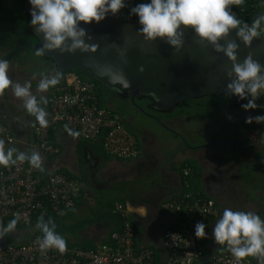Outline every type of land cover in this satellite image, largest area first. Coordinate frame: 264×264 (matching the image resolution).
<instances>
[{"label":"crops","instance_id":"crops-1","mask_svg":"<svg viewBox=\"0 0 264 264\" xmlns=\"http://www.w3.org/2000/svg\"><path fill=\"white\" fill-rule=\"evenodd\" d=\"M3 1L0 0V7ZM27 33L37 36L28 29ZM38 41L37 36L35 43ZM27 43L26 40H20L17 46H25L24 44ZM21 48L22 51L17 54L19 56L15 54L8 60L10 78L13 82L21 84L30 81L33 94L38 99L43 95L48 100L57 85L43 93L37 91V86L42 73L48 76L54 75L57 72L56 68L44 60L35 64L37 55L28 51V48ZM9 50L0 52V59L11 52ZM34 75L35 79H33ZM242 104L246 103L236 104L238 118L244 121L240 123L243 124L242 129L239 126L240 130L233 133L230 139L219 138L222 140L219 143L234 144L231 153L226 151L222 153L220 149H215L214 153L194 152V148L188 146L186 139L172 131V135L165 140L169 145L163 148L162 142L153 135L142 134L140 138L137 131L118 116L138 137L140 153L137 157L123 159L109 153L104 146L103 135L94 139L80 135L74 138L69 135L67 129L74 130L68 125L66 129V124L63 122L56 123L50 134V139L59 146L60 150L49 154L39 146L35 132V117L27 113L23 101L16 98L11 89L0 96V121L9 126L15 137V141L9 147H16L29 154L35 149L43 158V172L63 171L79 181L80 194L76 204L62 213L60 221L63 237L70 244L92 247L102 242L113 243L111 232L116 230L114 227L119 226V223L106 210L110 204H116L117 211L124 210L132 217L136 245L151 246L155 252L161 253L163 259L167 250L164 242L165 233L178 226L180 210L164 208L162 202L184 192L185 187L179 169L181 163L189 160L199 165V175L195 180L206 195L216 199L220 208L219 214L207 222L205 232L208 238L203 239L201 244L205 254L196 262V264H210L221 248V245L215 243L212 231L225 208L234 211H252L264 219V179L254 177V180L261 181L260 190L257 192L245 191L238 180V168L244 159L261 161L257 174L263 175L264 178V124L245 123L246 117L264 115V112L250 109L248 111L251 114L246 115V111L239 108ZM105 105L116 112V107L111 106L110 101L105 102ZM47 107L48 103L46 109ZM241 141L252 145L254 151ZM149 178L151 182L146 186ZM135 180L143 181V184L136 185ZM142 186L147 189H141ZM35 229H37L36 225L31 227L32 231ZM28 236L26 232L20 239ZM252 259L253 264H258L257 259ZM248 262L249 258L246 259V264Z\"/></svg>","mask_w":264,"mask_h":264},{"label":"clouds","instance_id":"clouds-1","mask_svg":"<svg viewBox=\"0 0 264 264\" xmlns=\"http://www.w3.org/2000/svg\"><path fill=\"white\" fill-rule=\"evenodd\" d=\"M31 8V26L36 32L43 34V46L36 49V55H44L47 51L60 50L61 53L95 52L97 45H89L85 38L91 39L80 23H100L111 13L117 15L127 5L125 0H29ZM244 0H150V3H139L130 9V15L137 16L142 26L138 32L145 41L164 40L171 47L179 51L184 43L183 29H192L199 41L213 46L215 52L224 53L231 61L232 68L226 75L230 82L227 84L225 96H238L247 99L241 107L248 111L258 107L256 101L264 90V65L253 58L250 52L243 63L238 62L237 52L239 44L236 39L251 47L254 39L264 35V14L257 16L251 24L241 21L232 6H241ZM235 30L236 39H229ZM225 43L221 44L220 41ZM70 41V43H69ZM9 62L0 59V96L11 89L14 96L23 101L27 113L35 117V122L41 127H47L48 100L41 95L39 99L31 91L32 84L13 82L10 78ZM143 67L140 68L142 72ZM61 72L48 76L41 74L37 91L47 92L49 88L60 83ZM35 79V75L33 76ZM112 85L130 87L129 81L123 73H116L109 77ZM117 90H121L117 88ZM250 97V99H249ZM229 119H232L230 116ZM264 124V115L248 116L245 123ZM34 126V125H33ZM67 129V125H65ZM69 135L79 136L78 132L67 129ZM17 162H28L32 167L44 171L43 158L38 151L31 153L18 150L16 147H6L5 140L0 139V166L10 167ZM19 217L12 219L6 226L0 221V240L16 230ZM36 227L42 232L38 238L40 251L58 250L61 254L67 251L66 239L56 232L55 222L43 216L37 220ZM203 222L195 226L197 239H207ZM212 235L215 243L225 245L227 250L238 262L249 257L264 264V219L252 211H234L225 208L222 217L215 223Z\"/></svg>","mask_w":264,"mask_h":264},{"label":"built area","instance_id":"built-area-1","mask_svg":"<svg viewBox=\"0 0 264 264\" xmlns=\"http://www.w3.org/2000/svg\"><path fill=\"white\" fill-rule=\"evenodd\" d=\"M47 127L35 124L40 148L49 154L59 152L50 139L51 128L63 122L80 136L94 139L103 135L107 151L119 158L131 159L140 153L138 137L130 131L116 112L99 104L95 83L88 78L70 73L48 97ZM0 139L9 147L15 137L9 126L0 121ZM191 169L185 168V186H190ZM80 194L79 181L63 171L41 172L28 162H17L10 167L0 166V221L6 226L19 217V223H30L34 218L50 212L62 214L76 204ZM164 208H177L186 213L176 228L165 233L166 252L163 264H196L201 256L195 226L207 216L220 212L218 202L199 191L186 190L180 197L162 202ZM121 207V205H119ZM9 233L0 240V264H155V250L148 245L137 246L135 228L130 220L120 230H113V243L102 242L84 247L67 242V251L56 249L41 252L38 238L41 232L29 231L25 239H13ZM210 264H238L225 245ZM246 264V259L239 262Z\"/></svg>","mask_w":264,"mask_h":264},{"label":"water","instance_id":"water-1","mask_svg":"<svg viewBox=\"0 0 264 264\" xmlns=\"http://www.w3.org/2000/svg\"><path fill=\"white\" fill-rule=\"evenodd\" d=\"M25 6L30 14L32 6L29 0H25ZM80 27L91 36V39L85 38V42L98 46L95 52L46 50V53L52 55L61 68L80 66L118 93H130L133 101L138 94L153 98L161 107L171 108L184 98L223 93L230 82L226 73L232 68L231 61L224 53L215 52L213 46L200 42L192 29L182 28L184 43L177 51L161 39L145 41L138 34L142 27L139 19L123 14L122 10L115 16L109 13L100 23L81 22ZM34 32L39 41L21 47L39 49L43 46V34L37 33L35 28ZM229 39H236L235 30ZM236 42L239 44L238 62L243 63L251 52L253 58L264 65V35L254 39L251 47H246L238 39ZM21 47L12 50L3 59L7 60ZM141 67L144 69L142 72ZM121 72L130 84L126 89L109 83L111 75Z\"/></svg>","mask_w":264,"mask_h":264},{"label":"rangeland","instance_id":"rangeland-1","mask_svg":"<svg viewBox=\"0 0 264 264\" xmlns=\"http://www.w3.org/2000/svg\"><path fill=\"white\" fill-rule=\"evenodd\" d=\"M26 14L19 0L3 1L0 7V52L7 51V49L12 51L17 47H21L17 46L20 40L28 42L24 45L35 44L37 36L27 33ZM36 49L38 48H28V51L36 56ZM21 51L19 50L17 54ZM17 54L15 56H19ZM36 57L35 64L43 60L47 61L43 55H37ZM261 94H264V90H261ZM110 97L114 98L112 102L110 101V105L116 107L118 116L124 119L128 126L136 130L140 138L142 134L153 135L162 142L163 148L169 145L165 140L172 135V132H175L186 139L188 146L194 147V152L214 153L215 149H220L222 153L224 151L231 153L234 144L219 143V141L230 139L233 133H237L239 126L240 129L243 127V124L240 125V123L244 121L238 118L237 106L229 103L227 100L230 97L221 93L213 96L184 98L169 109L150 106L145 99H139L144 109L142 107L138 108L127 98L114 96L111 92L106 91L104 99L107 103ZM214 104L219 108L215 107ZM239 108L243 109L241 106ZM249 112L246 111V115H250ZM230 116L232 119H229ZM245 139L249 142L248 138L245 137ZM252 161L244 159L241 162L238 168V180H240L245 191L257 192L260 190L261 181L254 180V177L257 179L264 178L263 175L257 174L259 173L258 168L261 161ZM150 182L149 178L145 185L149 186ZM134 183L139 185V183L143 184V181L135 180ZM141 189H147V187L142 186ZM252 258L249 257L248 264H253Z\"/></svg>","mask_w":264,"mask_h":264},{"label":"trees","instance_id":"trees-1","mask_svg":"<svg viewBox=\"0 0 264 264\" xmlns=\"http://www.w3.org/2000/svg\"><path fill=\"white\" fill-rule=\"evenodd\" d=\"M19 2L22 4V6L24 7V9H25V11L27 13L26 16H25V19L27 20L26 26H27L28 31L36 34L34 32V28L31 26L32 17L29 14V12H28V10H27V8L25 6V0H19ZM125 2H126L127 6L124 9H122V13L126 14V15H130V9L132 7L136 6L139 3H150V0H125ZM231 10L233 12L237 13V17L241 21H244V22H247V23L251 24V22L257 16L264 14V0H244V3L241 6H239V7L238 6H232ZM130 16H134V15H130ZM134 17H137V16H134ZM21 49H23V48L18 49L7 60H9L13 55L17 54L19 52V50H21ZM43 57L50 64H52L56 68L57 72H61L62 73V78H61L60 82L65 80L66 76L68 74H70V73L76 74V75H78L80 77H83V78H88V79L93 80L94 83H95V94L98 97L99 104L101 106H103V107L111 108V107L105 105L106 99H104V96H105V92L106 91L111 92V94L114 95V96L127 98L128 100L132 101V104L136 105L138 108H140L139 105H137V102L140 103L139 99H145V100H149V101H153L154 100L151 97L141 96V95L137 94L134 97V101H133L131 96H130V93H127V92L118 93L114 89L109 88L106 85H104L100 80H98L90 72H88L87 70H85L84 68H82L80 66H72L70 68L64 69V68H61L58 65V63L56 62L55 58L52 55H49V54L45 53L43 55ZM221 94H225V92H223ZM205 95L213 96L214 94H205ZM205 95H201V96H205ZM196 97H198V96H196ZM231 97L229 98L228 101L231 100ZM249 99H250V97H249ZM247 102H248L247 99L241 100V99L237 98L236 101L232 102V103L236 105V104L247 103ZM256 103L258 105L264 106V94H262L259 97V99L256 101ZM214 106L219 108V106H217L216 104H214ZM142 109H144V108L142 107ZM254 110H256V111L259 110L260 112H264V107H258V108L254 109ZM51 131H52V128H51ZM173 133L179 135L178 133H175V132H173ZM189 147H192V146H189ZM198 147H200V146H198ZM185 168H190L191 171L193 170V173L189 176L190 182H191L190 186H185V184H183L184 187H185L184 192L186 190H194V191H199L201 195H205L206 196V194L204 193V191L201 188V185L198 183V181L195 180V179L198 178L200 168L197 165H195L192 162H190L189 160H188V162L181 163L179 169H180V173H181V177H182L183 183H184V180H185V174H184V169ZM182 194H183V192H180L176 196L180 197ZM115 205L116 204H110V206L106 210V212L108 214L112 215L113 219L116 222L119 223V226L114 227V229L120 230L123 227L124 222L126 220H130L132 222V217L129 214H127L124 210L123 211H117L115 209ZM185 213H186L185 210H183V209L180 210L179 220H181L183 218ZM61 217H62V214H56L54 212H50L47 216L44 217V219L47 221L49 218H51L56 224V232L63 236V234H62L63 232L60 229L61 228V225H60ZM213 217L214 216H207L206 219L203 221V223L205 225H207V222ZM37 220H38V218L36 217L30 223H19V222H17L16 230L13 233L10 234L11 237L13 239L20 240V237L22 236V234L24 235V233H26V232L28 233L29 231H31V227H34V225L37 224ZM34 231L41 232L38 228L35 229ZM202 243H203V239H198V246H199V248L201 250V256H200L199 259H201L204 256V254H205L204 248L201 245ZM84 247H88V246H84ZM220 249H222V247ZM155 264H163V259L161 258V253L158 252V251L155 252Z\"/></svg>","mask_w":264,"mask_h":264},{"label":"flooded vegetation","instance_id":"flooded-vegetation-1","mask_svg":"<svg viewBox=\"0 0 264 264\" xmlns=\"http://www.w3.org/2000/svg\"><path fill=\"white\" fill-rule=\"evenodd\" d=\"M136 95H137V94H136ZM136 95H135V96H136ZM237 98H239V97H238V96H232V97H231V100H230V101L227 100V101H228L229 103H232V102H235ZM239 99H240V98H239ZM113 100H114V98H111V97L109 98V101L112 102ZM146 102H147L148 105L153 106V107H157V108H161V109H169V108H164V107H161V106L157 105V104L155 103L154 100H153V101L146 100ZM137 105H139L140 108L142 107L141 103H138V102H137ZM245 143H246V142H245ZM247 145H248L249 147H251L252 149L249 148ZM246 147H248L249 149H251V150L254 151V147H253L252 145H249L248 143H246Z\"/></svg>","mask_w":264,"mask_h":264}]
</instances>
